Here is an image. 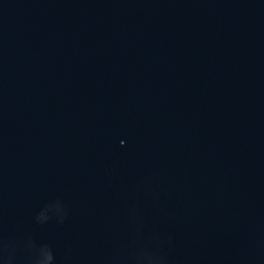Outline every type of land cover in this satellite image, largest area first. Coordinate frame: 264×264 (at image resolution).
<instances>
[{
    "label": "water",
    "instance_id": "1",
    "mask_svg": "<svg viewBox=\"0 0 264 264\" xmlns=\"http://www.w3.org/2000/svg\"><path fill=\"white\" fill-rule=\"evenodd\" d=\"M0 264H264V0H0Z\"/></svg>",
    "mask_w": 264,
    "mask_h": 264
}]
</instances>
